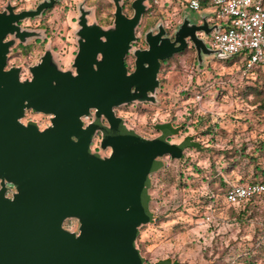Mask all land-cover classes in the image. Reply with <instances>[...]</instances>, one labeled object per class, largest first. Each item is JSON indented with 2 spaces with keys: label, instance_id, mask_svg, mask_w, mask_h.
Returning <instances> with one entry per match:
<instances>
[{
  "label": "water",
  "instance_id": "obj_1",
  "mask_svg": "<svg viewBox=\"0 0 264 264\" xmlns=\"http://www.w3.org/2000/svg\"><path fill=\"white\" fill-rule=\"evenodd\" d=\"M57 1L18 12L7 4L0 11V264H148L136 238L153 218L150 175L163 166V156L180 159L198 143L192 136L170 142L181 130L170 121L156 122L159 134L143 137L115 108L155 103L161 64L188 43L198 68L205 57L232 55L207 44L221 25L210 23L206 12L200 21L182 15L171 35L157 23L156 31L144 33L146 47L133 49L146 0L132 1L131 16L113 0L107 28L88 23V12L79 8L75 73L61 70L47 49L29 67L31 77L21 79L20 67L6 68L8 52L38 33L18 22L41 16ZM129 53L132 71L124 63ZM28 110L50 115L49 124L22 122ZM97 133L101 150L110 149L107 156L91 150ZM67 219L76 220L75 230L64 227ZM150 264L181 263L165 258Z\"/></svg>",
  "mask_w": 264,
  "mask_h": 264
},
{
  "label": "rangeland",
  "instance_id": "obj_2",
  "mask_svg": "<svg viewBox=\"0 0 264 264\" xmlns=\"http://www.w3.org/2000/svg\"><path fill=\"white\" fill-rule=\"evenodd\" d=\"M40 1L0 0V11L7 4L16 12L33 9ZM132 1L120 0L127 16L133 13L129 9ZM146 5L147 14L136 29L133 49L146 47L144 33L150 28L156 31L159 22L169 35L181 23L182 15L200 21V14L206 12L214 24L211 10L193 11L184 0H146ZM80 7L88 12V23L104 28L112 25L113 0H58L41 16L21 21L23 29L33 30L38 36L25 44L16 41L8 54V66L20 67L21 77L29 78V67L48 49L61 68L72 69ZM183 52L161 64L155 103H131L116 109L126 125L143 137L157 136L159 131L153 125L170 121L173 126H181L170 142L192 136L198 143L184 149L180 159L163 156V166L150 175L149 208L153 218L139 227L136 246L148 264L165 258L181 264H264V196L230 206L222 191L229 185L261 178L264 107L246 87L251 82H243L234 73L239 68L236 64L229 66L221 62L224 59L205 57L204 66L198 68L191 43ZM126 61L132 68L131 53ZM196 94H202L199 100ZM22 120H33L40 128L49 124L47 115L32 111H27ZM99 142L97 133L91 150L107 156L110 149L101 150ZM76 224L75 219H67L64 227L75 230Z\"/></svg>",
  "mask_w": 264,
  "mask_h": 264
},
{
  "label": "built area",
  "instance_id": "obj_3",
  "mask_svg": "<svg viewBox=\"0 0 264 264\" xmlns=\"http://www.w3.org/2000/svg\"><path fill=\"white\" fill-rule=\"evenodd\" d=\"M203 0H184L193 11L201 9ZM213 22L221 25L212 31L207 42L210 47L228 54H244L240 66L242 75L255 67L264 70V0H209ZM202 94H196L199 100ZM264 193V183L234 184L224 194V201L231 205Z\"/></svg>",
  "mask_w": 264,
  "mask_h": 264
},
{
  "label": "trees",
  "instance_id": "obj_4",
  "mask_svg": "<svg viewBox=\"0 0 264 264\" xmlns=\"http://www.w3.org/2000/svg\"><path fill=\"white\" fill-rule=\"evenodd\" d=\"M209 5H211L209 0H203L202 3H201V9H203L205 6H209ZM49 9L50 8L46 9L45 11H48ZM123 9H124V7H123ZM129 9L132 11L131 3L129 4ZM145 14H147V11H145L142 16H144ZM31 19H33V18H31ZM144 31L145 30L142 29V33ZM244 59H245L244 54H239L238 53V54H233L231 57H229L227 59L221 60V62H224V63L228 64L229 66H232V65L236 64L237 67H239V68H237L234 71V73L237 74L238 76H241L242 79H243V82H245L247 80H249L251 82V85L248 86L246 84H243V86L246 85V87H249L255 93V95L259 98L260 106L264 107V70L261 67H255L248 74L242 75L241 72H240V66H241L242 62L244 61ZM168 60H170V59L165 60V62L168 61ZM220 91H222V90L220 89L219 93H220ZM219 93H218V95H219ZM182 123H184V125L187 126L186 122H182ZM190 147L192 148V147H195V146H190ZM263 150H264V148H263ZM247 183H264V169L261 170V178L260 179L252 180V181H249V182H246V183H243V184H247ZM236 184H240V183H236ZM232 185H234V184H232ZM232 185H229V186H227V188L222 190L223 191V198H224V194L226 193V191ZM259 196H264V193L259 195ZM255 197H258V196L251 197V198L241 202L240 204H243L244 202L250 201V200H252ZM240 204H238V205L229 204V205L230 206H239ZM243 213H245V212H243Z\"/></svg>",
  "mask_w": 264,
  "mask_h": 264
},
{
  "label": "flooded vegetation",
  "instance_id": "obj_5",
  "mask_svg": "<svg viewBox=\"0 0 264 264\" xmlns=\"http://www.w3.org/2000/svg\"><path fill=\"white\" fill-rule=\"evenodd\" d=\"M53 6H54V5H53ZM18 24L20 25V24H21V21H19ZM20 26H21V25H20ZM6 39H7V38H5V40H6ZM189 44H190V43H188V47H189ZM18 45L21 47V44H18ZM188 47H186L185 49H187ZM144 48H145V47H144ZM11 49H12V47L10 48V50H11ZM10 50H9V51H10ZM77 50H78V45H77ZM45 51H46V50H45ZM45 51H44V52H45ZM184 51H185V50H184ZM76 53H77V51H76ZM8 54H9V52H8ZM43 54H44V53H43ZM176 54H178V53H176ZM75 55H76V54H75ZM127 55H128V54H127ZM127 55H126V57H125L124 63H125V65L127 66L128 71H132L134 66H133L132 68H130L129 65L126 63V62H127V61H126V60H127ZM174 55H175V54H174ZM74 57H75V56H74ZM73 59H74V58H73ZM8 61H9V58H7V61H6V68L12 67V66H8ZM38 62H39V61H38ZM38 62H37V63H38ZM72 63H73V61H72ZM35 64H36V63H35ZM33 65H34V64H33ZM16 67H17V66H16ZM59 67H60V66H59ZM60 68H61V67H60ZM61 70L64 71V70H68V69H63V68H61ZM70 70H71L73 73H75V69H74V68H72V69H70ZM21 74H22V70L20 69V78L23 79V78L21 77ZM30 77H31V75H30ZM30 77H29V78H30ZM116 109H117V107L115 108V112H116ZM28 111H31V110H28ZM26 112H27V111H26ZM40 114H41V113H40ZM116 114H117V113H116ZM117 115H118V114H117ZM47 116H48V118H49V120H50V115H47ZM88 118H89V121H90L91 118H90V117H88ZM22 119H23V118H22ZM22 119H21V121L23 122L24 120H22ZM84 119H85V118H84ZM24 123H25V122H24ZM46 126H47V125H46Z\"/></svg>",
  "mask_w": 264,
  "mask_h": 264
},
{
  "label": "crops",
  "instance_id": "obj_6",
  "mask_svg": "<svg viewBox=\"0 0 264 264\" xmlns=\"http://www.w3.org/2000/svg\"><path fill=\"white\" fill-rule=\"evenodd\" d=\"M200 10H203V11H212L213 12V10H212V7H211V5H209V6H205L203 9H200ZM199 10V11H200ZM210 21V20H209ZM208 37V36H207Z\"/></svg>",
  "mask_w": 264,
  "mask_h": 264
}]
</instances>
